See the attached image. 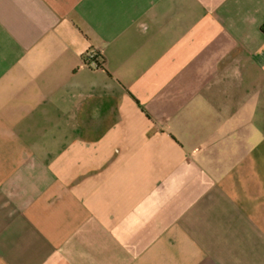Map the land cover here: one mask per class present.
Wrapping results in <instances>:
<instances>
[{
	"label": "crops",
	"instance_id": "0c3cea01",
	"mask_svg": "<svg viewBox=\"0 0 264 264\" xmlns=\"http://www.w3.org/2000/svg\"><path fill=\"white\" fill-rule=\"evenodd\" d=\"M0 264H264V0H0Z\"/></svg>",
	"mask_w": 264,
	"mask_h": 264
},
{
	"label": "built area",
	"instance_id": "2783aa9c",
	"mask_svg": "<svg viewBox=\"0 0 264 264\" xmlns=\"http://www.w3.org/2000/svg\"><path fill=\"white\" fill-rule=\"evenodd\" d=\"M83 64L93 70H97L102 68V58H100V54L96 51H88L85 53L83 57Z\"/></svg>",
	"mask_w": 264,
	"mask_h": 264
},
{
	"label": "trees",
	"instance_id": "16d2710c",
	"mask_svg": "<svg viewBox=\"0 0 264 264\" xmlns=\"http://www.w3.org/2000/svg\"><path fill=\"white\" fill-rule=\"evenodd\" d=\"M100 58H102V57L100 56ZM102 63H103V59H102Z\"/></svg>",
	"mask_w": 264,
	"mask_h": 264
}]
</instances>
